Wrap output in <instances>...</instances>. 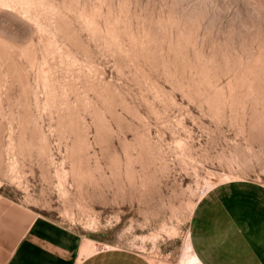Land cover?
Instances as JSON below:
<instances>
[{
  "label": "rangeland",
  "instance_id": "374dc122",
  "mask_svg": "<svg viewBox=\"0 0 264 264\" xmlns=\"http://www.w3.org/2000/svg\"><path fill=\"white\" fill-rule=\"evenodd\" d=\"M248 184L264 189V0H0V198L83 256L185 264L200 198Z\"/></svg>",
  "mask_w": 264,
  "mask_h": 264
},
{
  "label": "crops",
  "instance_id": "0c3cea01",
  "mask_svg": "<svg viewBox=\"0 0 264 264\" xmlns=\"http://www.w3.org/2000/svg\"><path fill=\"white\" fill-rule=\"evenodd\" d=\"M189 232L200 264H264V189L251 184L213 188L195 205ZM85 239L0 198V264H152L138 252L95 243L83 256Z\"/></svg>",
  "mask_w": 264,
  "mask_h": 264
},
{
  "label": "bare ground",
  "instance_id": "6f19581e",
  "mask_svg": "<svg viewBox=\"0 0 264 264\" xmlns=\"http://www.w3.org/2000/svg\"><path fill=\"white\" fill-rule=\"evenodd\" d=\"M186 248H187V253H186L185 264H200L197 258L195 257V255L192 253L190 244Z\"/></svg>",
  "mask_w": 264,
  "mask_h": 264
}]
</instances>
